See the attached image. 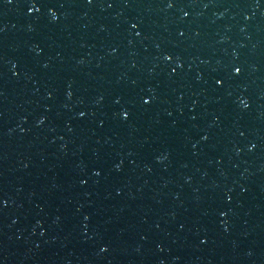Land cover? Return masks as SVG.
Listing matches in <instances>:
<instances>
[{"label":"water","instance_id":"1","mask_svg":"<svg viewBox=\"0 0 264 264\" xmlns=\"http://www.w3.org/2000/svg\"><path fill=\"white\" fill-rule=\"evenodd\" d=\"M0 264H264V0H0Z\"/></svg>","mask_w":264,"mask_h":264}]
</instances>
